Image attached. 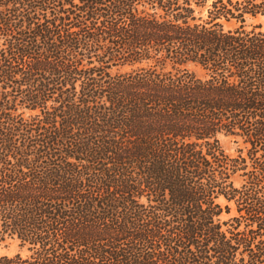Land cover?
<instances>
[{
    "label": "trees",
    "instance_id": "16d2710c",
    "mask_svg": "<svg viewBox=\"0 0 264 264\" xmlns=\"http://www.w3.org/2000/svg\"><path fill=\"white\" fill-rule=\"evenodd\" d=\"M260 18L0 0V264H264Z\"/></svg>",
    "mask_w": 264,
    "mask_h": 264
},
{
    "label": "rangeland",
    "instance_id": "374dc122",
    "mask_svg": "<svg viewBox=\"0 0 264 264\" xmlns=\"http://www.w3.org/2000/svg\"><path fill=\"white\" fill-rule=\"evenodd\" d=\"M211 0H209V2H210ZM258 23H261L262 24V27H263V29H264V19L263 18H260L259 20H258ZM226 144V146L228 147V145H227V142L225 143ZM15 251V248H14V246L13 245H9V248H7V249H5V248H3V247H0V254H2V253H8V254H11V253H13Z\"/></svg>",
    "mask_w": 264,
    "mask_h": 264
}]
</instances>
